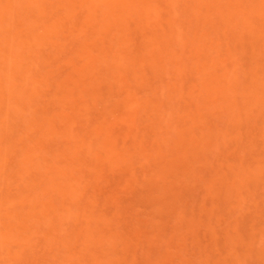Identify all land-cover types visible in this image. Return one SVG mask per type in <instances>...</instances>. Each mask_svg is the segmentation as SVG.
Segmentation results:
<instances>
[{
	"label": "rangeland",
	"instance_id": "rangeland-1",
	"mask_svg": "<svg viewBox=\"0 0 264 264\" xmlns=\"http://www.w3.org/2000/svg\"><path fill=\"white\" fill-rule=\"evenodd\" d=\"M0 264H264V0H0Z\"/></svg>",
	"mask_w": 264,
	"mask_h": 264
}]
</instances>
